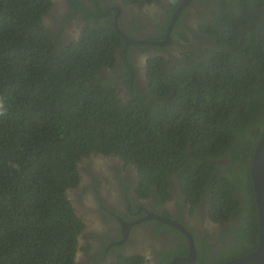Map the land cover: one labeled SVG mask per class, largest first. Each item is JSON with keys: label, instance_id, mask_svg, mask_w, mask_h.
Wrapping results in <instances>:
<instances>
[{"label": "trees", "instance_id": "16d2710c", "mask_svg": "<svg viewBox=\"0 0 264 264\" xmlns=\"http://www.w3.org/2000/svg\"><path fill=\"white\" fill-rule=\"evenodd\" d=\"M67 1L53 31L45 20L53 0H0V264H75L84 224L68 191L92 154L133 165L139 197L168 200L176 183L192 213L199 203L213 222H231L230 241L209 264L254 250L250 164L264 134V0L186 2L168 45H138L158 54L146 60L141 89L132 46L112 14L103 16L113 2ZM167 1L172 9L151 41L165 38L182 0ZM188 8H198L193 26L179 21ZM78 12L81 29L66 41ZM168 50L178 56L160 53Z\"/></svg>", "mask_w": 264, "mask_h": 264}, {"label": "flooded vegetation", "instance_id": "af4514ba", "mask_svg": "<svg viewBox=\"0 0 264 264\" xmlns=\"http://www.w3.org/2000/svg\"><path fill=\"white\" fill-rule=\"evenodd\" d=\"M57 1L59 3H55L54 8L45 17L47 21H51L50 27L53 31L58 30L59 22L70 12L67 0ZM153 1L150 4L145 0L125 4L122 0H107L106 3H113L103 16H117L118 26L120 25L128 36L137 40H149L161 32L168 11L172 9L167 0ZM113 11L115 13H112ZM186 11L187 14L179 21L193 26L198 8H188ZM80 16L82 15L78 12L69 18L66 28L70 23L77 22L75 24L80 25L78 34L82 21ZM71 24L70 32L73 31ZM176 37L173 35L174 39ZM129 44L132 47L128 51V58L134 66L136 86L141 89L146 75V60L158 54L155 47L142 50L138 45L143 43H126L127 46ZM122 50L119 49V52ZM166 52L160 51L168 58L178 56L175 52ZM118 58V65L112 70L116 76L121 75L123 69L119 66V55ZM126 83L124 80L121 87L126 88ZM85 159L90 160L84 162ZM84 160L82 166L79 165V184L75 189H71L74 193L70 196L84 224L78 236L75 264H111L119 261L121 257L131 256L141 257L142 264H173L175 258L187 256V236L159 220L147 219L151 213L177 220L192 235L195 258L190 262L177 264H209L217 255L223 241H230L228 228L231 222H213L199 203L195 205L192 213L176 183L169 188L171 198L156 203L155 200L136 194L137 176L133 165L125 164L118 157L100 154H92ZM203 241L211 247L207 251ZM181 245L187 246L186 252L178 249Z\"/></svg>", "mask_w": 264, "mask_h": 264}, {"label": "water", "instance_id": "95a60500", "mask_svg": "<svg viewBox=\"0 0 264 264\" xmlns=\"http://www.w3.org/2000/svg\"><path fill=\"white\" fill-rule=\"evenodd\" d=\"M190 0H182L175 12L173 13L169 23L165 29V38L159 41H151L147 39L137 40L128 36L117 24V16L114 17V27L119 32L121 37L126 43H149L152 45L164 46L170 43V32L175 24L177 15L186 2ZM250 177L252 181V187L254 191L255 205L257 210V222H258V240L257 246L251 252L244 254L240 257L227 260L218 264H264V134L257 141L254 146L252 160L250 164ZM156 219L160 222L174 227L181 231L188 238V250L187 256L175 258L173 264L187 263L195 258V250L193 247L192 235L187 231L186 227L175 219H171L159 214H149L147 219Z\"/></svg>", "mask_w": 264, "mask_h": 264}, {"label": "rangeland", "instance_id": "374dc122", "mask_svg": "<svg viewBox=\"0 0 264 264\" xmlns=\"http://www.w3.org/2000/svg\"><path fill=\"white\" fill-rule=\"evenodd\" d=\"M58 1L56 0V5L59 3H57ZM46 20V23L49 25V26H51L52 25V23H51V21H47V19H45ZM75 23H77V22H74V23H70L71 24V29L73 30V31H69V25H68V27L66 28L65 27V29H64V32L62 33V37H63V39L64 40H66V41H68L71 37H76L77 36V32H78V29H79V27H80V25L79 24H75ZM122 85L120 84V86H118V88L120 89V90H122V91H120V95H123L124 93H125V87H121ZM100 158H102V157H100ZM87 160H90V159H85L84 160V162H86ZM82 164H83V162H81V164H80V167L82 166ZM81 171H83V169H81ZM68 193H69V195L71 196V194L73 195V193L74 192H72V190L70 189L69 191H68Z\"/></svg>", "mask_w": 264, "mask_h": 264}]
</instances>
